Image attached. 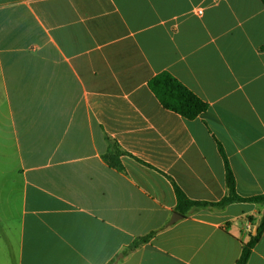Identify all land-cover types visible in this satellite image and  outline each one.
<instances>
[{"label": "crops", "instance_id": "crops-1", "mask_svg": "<svg viewBox=\"0 0 264 264\" xmlns=\"http://www.w3.org/2000/svg\"><path fill=\"white\" fill-rule=\"evenodd\" d=\"M263 46L262 0H0V264H234L264 204L183 215L172 182L219 200L220 143L238 194L264 193ZM162 71L206 111L165 108Z\"/></svg>", "mask_w": 264, "mask_h": 264}, {"label": "trees", "instance_id": "trees-1", "mask_svg": "<svg viewBox=\"0 0 264 264\" xmlns=\"http://www.w3.org/2000/svg\"><path fill=\"white\" fill-rule=\"evenodd\" d=\"M264 2V0H262ZM264 48V46H263ZM149 88L156 95L162 105L181 116L190 119L198 116L206 111L208 104L198 97L193 91L187 88L177 78L167 71H162L155 74L149 80ZM107 141L106 150L102 154V158L112 167L122 169L121 156L128 154V152L121 146L116 138L105 134ZM219 151L223 157L225 165V194L217 201L209 200H194L189 198L184 191L173 181L174 192L176 197L175 210L187 215L191 210L197 209H212L220 210L230 203L234 202H252L264 204V193L241 196L236 190V182L232 169L225 156L224 150L220 143H218ZM157 230L151 231L143 236H137L127 246L123 253H128L140 247L142 244L149 241ZM264 232V211L259 217L254 233H248L247 239L242 242L241 252L234 264H246L253 247L258 243ZM110 262L108 264H112Z\"/></svg>", "mask_w": 264, "mask_h": 264}, {"label": "water", "instance_id": "water-1", "mask_svg": "<svg viewBox=\"0 0 264 264\" xmlns=\"http://www.w3.org/2000/svg\"><path fill=\"white\" fill-rule=\"evenodd\" d=\"M181 216H182V215H181L180 213H178V212H174L173 215H172L171 220L173 221V220L176 219V217H181Z\"/></svg>", "mask_w": 264, "mask_h": 264}]
</instances>
